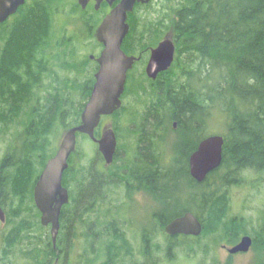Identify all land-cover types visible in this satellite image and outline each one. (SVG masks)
<instances>
[{
    "label": "trees",
    "instance_id": "obj_1",
    "mask_svg": "<svg viewBox=\"0 0 264 264\" xmlns=\"http://www.w3.org/2000/svg\"><path fill=\"white\" fill-rule=\"evenodd\" d=\"M61 1L26 0L0 24V140L8 145L0 160V207L5 214V223H0V264H70L80 224L85 240L76 258L78 264L115 263L117 257L111 254L109 240L102 241L104 246L108 244L105 256L99 250L91 255L93 224L83 223V218L89 217L98 203L108 201L107 193L116 186L136 182L138 167L151 175L156 166L161 186L168 188L174 172V184L183 182L180 187L186 186L193 197L191 205L162 210L160 233L164 235V225L183 211L192 212L202 222L199 237L174 241L178 250L188 254L197 246L206 252L207 246L200 241L209 237L216 245L229 239L234 243L242 235H249L253 244L256 238L260 240L256 242L261 244L258 250L264 256V222L258 229L249 230L253 221L231 214L225 191L229 185H240L245 171L256 175L264 171V0H165L158 7L153 1L134 6L128 15L129 32L122 50L129 56L140 55L137 64H144L150 49L171 31L176 55L168 72L175 76L165 79L161 86L139 88L132 94L151 101L146 111L140 114L134 110L129 118L132 121L128 120L132 127L126 131L134 142L130 157L117 145L111 167L115 183L95 166L73 167V158L79 153L77 144L63 175L71 203L61 213L53 246L49 228L40 225L33 189L56 151V141L53 144L51 137L55 135L57 140L61 132L80 123L98 67L90 54L80 51L91 44L98 52L94 31L107 12L104 2L98 10L93 5L82 10L76 0L70 1L65 13L76 18L77 25L66 37L69 27L60 23L62 34L58 39L54 35V15L62 11ZM157 82H161L160 77ZM215 120L223 125L222 163L205 183L196 184L188 177L183 157L189 140L196 133L208 131ZM172 121L178 123L181 137L174 145V163L164 165L166 155L158 151L154 134L165 122ZM114 130L117 135L116 124ZM98 134L96 131L95 136ZM77 138L88 139L80 134ZM150 155H159V164L152 162ZM95 157L102 161L97 152ZM163 195V201L172 198L169 191ZM174 242L164 239L163 247L157 246L158 254L165 253L162 258L167 262L174 259ZM144 259V264H159L158 257Z\"/></svg>",
    "mask_w": 264,
    "mask_h": 264
},
{
    "label": "water",
    "instance_id": "obj_2",
    "mask_svg": "<svg viewBox=\"0 0 264 264\" xmlns=\"http://www.w3.org/2000/svg\"><path fill=\"white\" fill-rule=\"evenodd\" d=\"M26 0H0V24L14 15ZM90 0H78L84 9ZM97 10L103 0H94ZM117 0H105L112 6ZM151 0H119L110 12L104 16L95 31V39L103 46L99 56L95 58L98 69L94 74V84L89 100L80 116V123L65 130L59 141L57 151L42 169L33 189V201L40 212L41 225L50 226L53 246L59 232V218L63 206L69 202L68 190L63 186V174L68 168V159L76 150L77 134L86 135L97 145L106 165L112 163L116 151L117 140L111 124L105 126L99 138L94 136L102 117L111 116L121 107V96L124 92L127 73L138 60L122 50V43L129 32L128 15L136 4H147ZM171 36H165L156 47L150 50L145 67V74L155 80L159 73L169 70L175 55V46ZM91 59H94L91 56ZM224 139L220 135L204 138L195 152L189 157V172L196 182H203L207 175L218 169L222 163ZM0 222H5V214L0 207ZM201 222L192 214L185 213L173 219L165 227L166 234L173 236L182 234L197 237L202 232ZM252 246L248 235L228 249L229 254L246 253Z\"/></svg>",
    "mask_w": 264,
    "mask_h": 264
},
{
    "label": "flooded vegetation",
    "instance_id": "obj_3",
    "mask_svg": "<svg viewBox=\"0 0 264 264\" xmlns=\"http://www.w3.org/2000/svg\"><path fill=\"white\" fill-rule=\"evenodd\" d=\"M93 4L94 2L93 0H91L88 5H93ZM110 9L111 8L107 6V12H109ZM99 45L100 47L98 48V52H97L98 54L103 49V46L101 44ZM97 53L92 55L97 57L98 56ZM149 56H150V51L149 54L147 55L146 61L144 62V64H142L144 67V73H140L138 74V76H136L134 85L133 86H131L132 84L130 85V83L133 81L132 78H131L132 81L131 80L130 82H128V80L126 81L121 100H123V97L126 95H130L134 97L132 94L135 93L134 91L138 90L139 88H145L150 85L161 86L163 84V81H165V79H171L172 77L175 76L174 74L168 72L171 69L170 67L169 70H167L166 72L159 73L155 80L149 79L145 74V67L149 59ZM137 57H139V59L141 58L140 55L139 56L137 55ZM91 60L94 61L95 59H91ZM135 64L136 62L134 63L133 66H135ZM159 77L161 78V82L158 83L157 79ZM145 80H147L149 83L145 82ZM149 105H150V101H149ZM146 108L147 106H145L143 112L146 111ZM133 111L134 110L132 109V112L131 111L128 112L130 114L129 117L133 115ZM102 123L103 122L101 120L100 125L98 127L100 131H102L103 129ZM126 123L130 124L129 121H127ZM162 128L163 130H161ZM207 133L208 131H206L205 129V131L203 130V133L201 134L196 133L194 139L191 138L189 140L190 144L186 151L187 153L185 152L183 158H185L184 160L187 165V174L188 177L190 178L191 175L189 172V157L193 152L196 151L199 143L204 138L207 137V135H205ZM129 136L131 137V135ZM154 137L158 151L165 152L166 159L163 160V164L170 165L174 163L175 159L177 158L176 157L177 151L175 152L174 145L175 142L181 137L178 131V123L176 121L165 122L163 127L161 126L159 131L154 134ZM150 160H152V162H157L156 164H159V155H150ZM113 165H114V161L110 166L105 167L107 171V175L110 176L112 175L111 167H113ZM137 172L138 173L136 176V182H134L131 185L126 184V186L124 185L116 186L115 190L107 193L106 198L108 201L98 203L97 209L93 210V212L90 213L91 214L90 223L92 222L93 224L91 228V236L93 237V239H95L94 240L95 244L97 241H104V239L107 241L109 240L108 242H112L110 244L111 254L117 257V261L115 263L113 262L112 264H144L145 263L144 256L152 259L153 257H156L158 255V251L156 250L157 245L155 241H157L160 237H162L163 239H171L173 241L181 238H187V239L193 238L192 236H185L181 234H177L173 236L164 234L165 235L164 236L160 233L161 211H162L161 194L166 195L167 191H169L175 196L176 193L178 194L177 192L178 186L180 187V185H183V182H181L180 185H175L174 184L175 174L174 172H172L169 179L170 183L168 188L166 186L165 187L161 186L160 172L158 166H156L152 171H150L151 175L147 174L144 170H142L139 167ZM207 178L208 176L205 178V180H207ZM191 180L194 181L196 184H200V183L203 184V182L205 183V180L200 183L196 182L192 178ZM110 182L115 183L112 176ZM202 184H201L202 186L201 188L204 189L205 186H203ZM184 187L181 186L180 189L185 191L187 195V197L185 196V200L187 198V201H185V203L190 205L192 201V198L190 197L191 191L186 186ZM69 198L71 203L70 193H69ZM68 205L62 208L61 213L63 209ZM185 213H188V211H183L179 215L175 214L174 217L164 225V228L170 221H172L177 217L182 216ZM129 225H133L134 227L132 233L128 232ZM82 226L83 225L80 224L78 227L79 230L81 231L84 228ZM44 228L47 229L49 227H44ZM104 232H108V235L105 234ZM95 244L92 249L93 253L90 251L92 256H95L94 255L95 252L99 250V248L97 249L95 248ZM107 245L106 246L102 245V248L99 250L102 251L100 254L103 256L106 255V251H104V249L107 247ZM222 247L226 248L225 245H223ZM154 261L156 260L155 259L152 260V262Z\"/></svg>",
    "mask_w": 264,
    "mask_h": 264
},
{
    "label": "rangeland",
    "instance_id": "obj_4",
    "mask_svg": "<svg viewBox=\"0 0 264 264\" xmlns=\"http://www.w3.org/2000/svg\"><path fill=\"white\" fill-rule=\"evenodd\" d=\"M70 1L72 0H62L60 2L61 6L63 7L62 11H60V13H58L57 15H54V35L58 37V39L61 38V34H62L60 23L69 27V29L67 28L66 31V37H70V29L75 28L77 25L76 18H74L72 15L68 16L67 13H65V11H67L66 6ZM159 3L163 5V3H165V0H153L152 4L156 6ZM167 35L172 36V32L168 31L166 33V36ZM82 36L83 35H79V37ZM95 50L96 49L94 46L88 44V45H84L80 53L88 56L89 54L90 55L95 54L96 52ZM131 72H132L131 78L133 81L131 80L132 82L130 83V85L132 84L131 86H133L135 83L136 76H138V74L140 73H144V67L141 63L137 64L135 68L132 69ZM149 101H151V99L146 97L140 96L135 98L130 95H126L123 97L120 113L117 115L106 117L102 120L103 127L109 125L108 123H110L112 127H114L116 124V127L118 129V133H117L118 146H120L123 149L125 156L128 155V158L130 157L129 155L133 153L132 150L134 148V142L131 138L129 139V133L126 131V129L132 127L130 124L126 123L130 117H133L132 115L129 117L130 114L128 112L130 111L132 112L133 109L136 110L138 113L139 112L143 113V109L145 108V106L149 105ZM221 131H223V125L218 120L212 121L210 123L208 127L209 136L222 135ZM98 132H100L99 129ZM59 134L60 133H58L57 137L59 136ZM60 139H61V135L57 138V140L55 135L51 137L53 144H55L56 141V148ZM77 144L79 148V153L75 154L73 158V167L74 166L76 168L84 167L87 169V167L89 166H95L96 170L98 169L102 173L107 174L106 168L104 167L105 166L104 162L96 159L95 157L97 152V146H95V144L91 142L89 139H78ZM7 146L8 145L6 140H0V160L3 157ZM252 172L253 171H248V172L245 171V174L242 176L243 181L240 185L238 183L237 185H229L228 187L225 188L226 195L229 198L231 204V214L233 215L239 214L242 215L241 217L243 218L245 217L250 221L251 220L253 221V226H251L249 230H252V228L253 230L254 228L258 229L257 226L260 225L261 227V225L264 222V171H261V173L258 175H256L257 173L255 174V172L253 173ZM81 174L78 175V178L79 176H81ZM229 179L230 177L228 176L226 180ZM211 183H214L213 179H211ZM185 195H186L185 191L180 190L179 194L176 193L175 196L172 194V198L170 200L163 202L165 197L163 194H161V210L165 209L167 211L169 207L170 209L171 208L174 209L178 204L180 205L185 204V201H187V198L185 200ZM190 197L193 200L192 195ZM231 214H229V216H231ZM88 215L89 217L85 216L83 218V223L91 220L90 219L91 214ZM133 229H134L133 225H129L128 232L132 233ZM1 233L2 230L0 229V250L2 246ZM76 234L77 237L76 239H74V243H73L74 246L70 254V256L73 257L72 262H70V264H78L76 258L81 254V248L85 240L84 236L81 235V230H79V228L76 231ZM163 240L164 239L160 237L157 241H155L156 245L159 247H163L164 244ZM257 240L258 238H256L254 243L255 248H254V244L252 243L253 247H251L248 252L238 253L234 255H231L228 252V249L236 245L238 242L237 241L233 243L234 241L233 239H229V241L226 243L225 242L222 244L218 243L215 245L212 244V238L209 237L208 240L204 239L200 241V245L207 246L206 252H203V248H197V246H193L192 248L193 249L196 248V250L195 251L192 250V252H189L188 254L187 253L185 254L182 251L178 250L175 247V242L173 241L174 244L171 253H174L173 256L174 259L172 261L167 262L165 258H162V255L165 253H160L155 258L157 259L158 257L159 264H259L264 262V256L258 250L261 244L259 245L258 242H256ZM191 243L192 241L190 242V246H192ZM102 245H104L102 241H97L95 244V248L96 249L99 248L100 250L102 248ZM223 245H225L226 248H223L222 247Z\"/></svg>",
    "mask_w": 264,
    "mask_h": 264
},
{
    "label": "bare ground",
    "instance_id": "obj_5",
    "mask_svg": "<svg viewBox=\"0 0 264 264\" xmlns=\"http://www.w3.org/2000/svg\"><path fill=\"white\" fill-rule=\"evenodd\" d=\"M134 67V66H133ZM134 115V114H133ZM164 150V149H163ZM155 192V191H154ZM227 211V210H226ZM227 214V213H226ZM92 249V248H91ZM115 249V248H114Z\"/></svg>",
    "mask_w": 264,
    "mask_h": 264
}]
</instances>
